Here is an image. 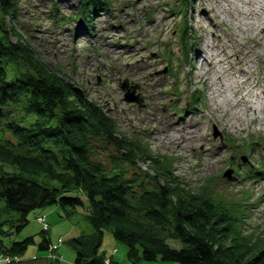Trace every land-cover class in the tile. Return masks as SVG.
Returning <instances> with one entry per match:
<instances>
[{"label":"rangeland","instance_id":"rangeland-1","mask_svg":"<svg viewBox=\"0 0 264 264\" xmlns=\"http://www.w3.org/2000/svg\"><path fill=\"white\" fill-rule=\"evenodd\" d=\"M230 1L238 10L251 8L245 0ZM213 2L112 0L109 10L84 18L79 16V0H18L17 16L5 18V24L13 42L25 39L42 63L58 69L64 80L86 90L90 99L116 119L118 133L141 141L184 187L195 192L210 189L216 203L249 202V218L243 222V230L264 237V102L263 114H254L253 109L261 101L264 85V40L259 42V21L263 20L256 17L259 20L247 21L238 15V21L217 12L223 43L227 45L225 53L234 63V71L224 82L231 86L229 78L234 75L240 80L239 89L246 100L243 115L241 107L231 105L236 98L229 86L218 93L214 85L210 90L198 78L197 49L214 37L212 27L202 18L203 7L213 4L217 11ZM221 5L227 7L228 2L222 1ZM53 15L64 19L57 22ZM254 23L259 28L252 27ZM241 66L248 70L246 76ZM207 71L215 79L214 72ZM246 79L249 82L244 83ZM126 82L139 96L140 104L125 101L120 85ZM99 151L97 159L106 163L111 161L110 154L116 153L113 147L106 149L103 145ZM151 162L137 159L130 172L153 176ZM2 171L28 177L17 166L0 161V174ZM37 179L47 181L44 176ZM145 180L154 186L150 177ZM49 184L59 186L56 181ZM82 197L85 205L70 216L60 206L35 210L21 231L5 225L9 234H0V240L9 245L33 237L19 264H73L77 243L74 245L72 240L81 239L79 246L86 251L94 233L87 219L89 201L85 195ZM3 201L0 198V220L15 221L19 214L7 211ZM39 217H46L47 233ZM45 238L57 245H51L52 252L41 247ZM125 248L107 231L100 253H113L123 264H133ZM0 255L5 258L7 254L0 249ZM110 261L105 260L106 264ZM140 264L173 263L159 260Z\"/></svg>","mask_w":264,"mask_h":264},{"label":"trees","instance_id":"trees-1","mask_svg":"<svg viewBox=\"0 0 264 264\" xmlns=\"http://www.w3.org/2000/svg\"><path fill=\"white\" fill-rule=\"evenodd\" d=\"M78 6L80 17L92 18L109 10L112 0H79ZM17 12L18 0H0V161L28 177L0 174L5 209L19 214L15 221L0 220V234H9L5 225L21 231L38 209L60 206L70 216L85 205V195L94 233L86 251L81 239L72 240L77 243L73 264H106L107 258L108 264H123L113 253H100L107 231L126 246L133 264H264V237L243 230L250 203H216L210 189H187L141 141L118 133L116 119L86 90L42 63L25 39H10L5 18L15 19ZM101 144L116 150L109 163L97 159ZM137 159L152 160L154 175L131 173ZM33 241L28 237L7 245L0 240V249L21 260ZM51 245L45 238L41 247L52 252Z\"/></svg>","mask_w":264,"mask_h":264},{"label":"bare ground","instance_id":"bare-ground-1","mask_svg":"<svg viewBox=\"0 0 264 264\" xmlns=\"http://www.w3.org/2000/svg\"><path fill=\"white\" fill-rule=\"evenodd\" d=\"M222 1L228 2L227 7H223L221 5ZM213 3L217 4V11L215 10L213 4H208L203 7L202 18L207 20L209 25L212 27V33L214 37L212 38V40L205 41L204 47L197 49L196 61L198 64V78L200 79V82L205 83V85L209 86L208 88L210 90L213 89V87L211 86L214 85L218 93H223L225 88L229 86L233 90L235 94L234 96L236 98L234 102L231 103V105H233L235 108L241 107L243 110L242 114L245 115L246 110H244L243 106L246 104V100L244 99V95L241 92L242 90L239 89L241 85L237 75H234L233 78H229V83L232 82L231 86L230 84H226L224 82L226 78L232 74V71H234V63L230 60L231 55L225 53L227 45L223 43V37L221 35L220 26L217 23V12L221 13L222 15L227 14L229 18H233L238 21H240L238 15H242V17L247 19V21L254 20L256 17H260L263 21H259V26L262 27L259 42L260 44H262V41L264 40V0H245L246 5L251 7L250 9L247 8L246 10H238L235 6H233V2H231L230 0H215V2ZM231 8H233L232 11ZM256 19L259 20L258 18ZM200 22L201 20L198 22V24H200ZM259 26H257V23H254L252 25V27H255L256 29L259 28ZM224 53L225 56H222V54ZM207 68H210V70L207 71ZM240 70L243 74H245V76L248 73V70L242 66L240 67ZM205 71L209 72V74H211V72H214L215 79L210 78ZM247 82H249L248 79L244 81V83ZM261 85L263 87L261 92L262 96L259 97L261 101H258L255 104V107L253 108L254 114L257 115L260 113H264H262V104L264 102V85ZM259 117L262 118V116L260 115Z\"/></svg>","mask_w":264,"mask_h":264},{"label":"water","instance_id":"water-1","mask_svg":"<svg viewBox=\"0 0 264 264\" xmlns=\"http://www.w3.org/2000/svg\"><path fill=\"white\" fill-rule=\"evenodd\" d=\"M120 87L122 90H124L125 101L135 102L139 104L141 103V101L139 100V96L135 94V90H131L127 82L125 84H121ZM215 137H217V135H215ZM231 172L232 170H230V172L227 174L228 177H231Z\"/></svg>","mask_w":264,"mask_h":264},{"label":"built area","instance_id":"built-area-1","mask_svg":"<svg viewBox=\"0 0 264 264\" xmlns=\"http://www.w3.org/2000/svg\"><path fill=\"white\" fill-rule=\"evenodd\" d=\"M39 220L41 221L40 223L43 224L44 229L47 231L48 230V223L46 221L45 217H39ZM54 247H56V245H53ZM53 246H51V250H53ZM16 258H13L11 255H6L5 258H2V256L0 255V264H18L21 262L20 258L17 256H14Z\"/></svg>","mask_w":264,"mask_h":264}]
</instances>
